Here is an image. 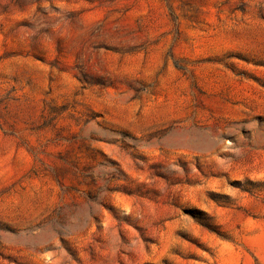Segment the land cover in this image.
Returning <instances> with one entry per match:
<instances>
[{"label": "rangeland", "instance_id": "374dc122", "mask_svg": "<svg viewBox=\"0 0 264 264\" xmlns=\"http://www.w3.org/2000/svg\"><path fill=\"white\" fill-rule=\"evenodd\" d=\"M0 264H264V0H0Z\"/></svg>", "mask_w": 264, "mask_h": 264}]
</instances>
